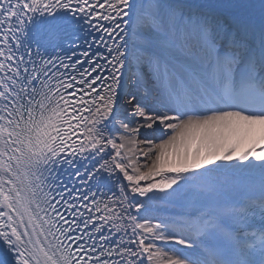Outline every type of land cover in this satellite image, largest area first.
I'll use <instances>...</instances> for the list:
<instances>
[{
  "label": "bare ground",
  "instance_id": "bare-ground-1",
  "mask_svg": "<svg viewBox=\"0 0 264 264\" xmlns=\"http://www.w3.org/2000/svg\"><path fill=\"white\" fill-rule=\"evenodd\" d=\"M167 1L213 17L218 33L226 32L225 23L252 32L257 44L264 43V0ZM112 8L117 26L112 35L119 49L115 73L110 92L97 101L85 131L87 148L99 166L107 216L128 264H191L171 243L198 251L185 226L193 209L139 199L137 190L170 186L178 193L230 192L227 181L235 174L264 172V119L236 113L185 118L157 108L161 103L156 100L163 99L154 96L159 88L153 85L154 70L146 77L152 84L144 88L145 76L132 60L133 52L147 51L153 58L149 67L142 62L146 70L165 59L183 64L199 85L207 82L206 75L192 64V52L167 47L154 31L153 26L176 31L170 12L157 15L155 4L143 0H114ZM184 37L188 41L190 35ZM137 74L142 81L132 83Z\"/></svg>",
  "mask_w": 264,
  "mask_h": 264
},
{
  "label": "rangeland",
  "instance_id": "rangeland-1",
  "mask_svg": "<svg viewBox=\"0 0 264 264\" xmlns=\"http://www.w3.org/2000/svg\"><path fill=\"white\" fill-rule=\"evenodd\" d=\"M143 1L146 4H155V5H157L158 15H166L169 12V4H168L167 0H143ZM171 12H173V11H171ZM172 17L176 18V15H174V13H173V16ZM156 32L159 34L158 31H156ZM162 42L166 46L175 49V46H174V43L173 42H170L169 44L168 43H165V39L164 38L162 39ZM101 99H103V98H101ZM104 204H105V200H104Z\"/></svg>",
  "mask_w": 264,
  "mask_h": 264
}]
</instances>
